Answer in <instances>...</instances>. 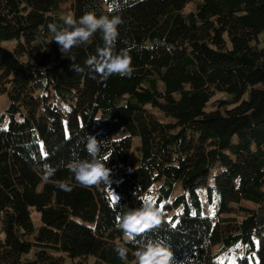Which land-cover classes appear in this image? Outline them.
<instances>
[{
	"label": "trees",
	"instance_id": "obj_1",
	"mask_svg": "<svg viewBox=\"0 0 264 264\" xmlns=\"http://www.w3.org/2000/svg\"><path fill=\"white\" fill-rule=\"evenodd\" d=\"M64 1L0 0V44L14 43L0 45V264H137L149 240L173 264L240 251L235 264H264V0H71L76 18L123 20L116 51L130 49L134 71L106 81L85 64L99 32L65 56L52 41ZM87 134L105 140L111 172L82 187L67 164L89 158ZM45 165L56 168L47 181ZM69 180L70 192L56 186ZM204 188L218 196L212 217L200 214ZM152 191L160 225L125 243L121 214Z\"/></svg>",
	"mask_w": 264,
	"mask_h": 264
},
{
	"label": "clouds",
	"instance_id": "obj_2",
	"mask_svg": "<svg viewBox=\"0 0 264 264\" xmlns=\"http://www.w3.org/2000/svg\"><path fill=\"white\" fill-rule=\"evenodd\" d=\"M123 23L119 15L100 14L95 11H87L79 18L73 15L63 17V24H49L48 28L53 39L59 46V51L65 56L74 48L87 43L96 33L101 34L103 46L97 48L96 54L89 56L85 64L106 81L112 75L131 77L134 68L129 48L116 51V42L119 36V26ZM72 61L70 70L81 72L83 69L74 63L75 57H69ZM86 159L75 158L67 164L69 172L80 186L89 187L101 181L108 182L111 170L105 166L100 158L105 140H97L94 135L87 134L83 138ZM56 168L50 165L44 166V180L54 176ZM63 191H71V181H62L56 185ZM161 223V210L155 207L152 198L144 200L138 209H128L123 212L118 221V228L125 237V243L135 241L143 233L156 228ZM121 260L126 259L128 249L123 244L115 249ZM137 264H173V253L164 241L149 240L136 253Z\"/></svg>",
	"mask_w": 264,
	"mask_h": 264
},
{
	"label": "rangeland",
	"instance_id": "obj_3",
	"mask_svg": "<svg viewBox=\"0 0 264 264\" xmlns=\"http://www.w3.org/2000/svg\"><path fill=\"white\" fill-rule=\"evenodd\" d=\"M71 5H72L71 0H66L60 5V8L63 10V13L61 14L62 18L66 15H70L69 12H70ZM193 9H194V3L193 4L190 3L187 7H185L184 13H188V12L192 11ZM13 44H14L13 42H8V43L3 42L0 45H2L4 47H12ZM257 45L259 48L264 49V31L259 35ZM258 88H259V86L255 87V89H258ZM222 99H225V97L222 94H216L212 101L222 100ZM6 107H7L6 97L4 95H2V96H0V114L4 112ZM135 145L136 144L134 142V147H135ZM136 165H137V155L135 152V148H133L132 152L130 154V157H129L127 169H131V168L135 167ZM208 185H209V187H212L213 181L209 180ZM177 188H179V187L178 186L176 187V190H175L173 195L178 196V195L182 194V191L181 190L179 191V189H177ZM198 193H199L200 203H201L200 214L203 217L214 216L217 212L218 196L215 193L212 194V200L209 201L206 188L198 189ZM149 198H152V199L155 198V191H152V193L149 196H147V199H149ZM241 206L249 207V208L253 207L252 205H250L248 203H244V202L241 204ZM192 209L194 210V208H192ZM31 214H32V218L37 223V216L35 214V211L32 210ZM217 250H218V248H215L214 253L217 252ZM240 254H241V251L237 254L235 252H223L221 254L216 255V260L218 262L223 263V264H235L237 261V257H239ZM92 263H93V260H90L88 264H92ZM79 264H82V263H79Z\"/></svg>",
	"mask_w": 264,
	"mask_h": 264
}]
</instances>
